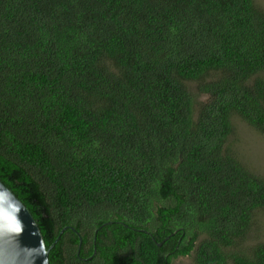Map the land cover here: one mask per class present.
I'll list each match as a JSON object with an SVG mask.
<instances>
[{
    "label": "trees",
    "instance_id": "1",
    "mask_svg": "<svg viewBox=\"0 0 264 264\" xmlns=\"http://www.w3.org/2000/svg\"><path fill=\"white\" fill-rule=\"evenodd\" d=\"M263 72L255 0H0V179L50 264H264L227 147L264 133Z\"/></svg>",
    "mask_w": 264,
    "mask_h": 264
},
{
    "label": "water",
    "instance_id": "2",
    "mask_svg": "<svg viewBox=\"0 0 264 264\" xmlns=\"http://www.w3.org/2000/svg\"><path fill=\"white\" fill-rule=\"evenodd\" d=\"M17 223L20 231L14 230ZM68 227L60 231L53 244ZM81 243L82 239L79 248ZM161 244L158 242V245ZM50 248L30 209L0 179V264H50Z\"/></svg>",
    "mask_w": 264,
    "mask_h": 264
},
{
    "label": "rangeland",
    "instance_id": "3",
    "mask_svg": "<svg viewBox=\"0 0 264 264\" xmlns=\"http://www.w3.org/2000/svg\"><path fill=\"white\" fill-rule=\"evenodd\" d=\"M255 2L264 8V0H255ZM261 76L264 77V72ZM232 120L234 131L228 138L227 147L255 173L264 176V133L252 127L238 115L233 116ZM257 241L264 242V209L255 212L247 244H254ZM172 264H195L193 254L181 255L175 258Z\"/></svg>",
    "mask_w": 264,
    "mask_h": 264
},
{
    "label": "clouds",
    "instance_id": "4",
    "mask_svg": "<svg viewBox=\"0 0 264 264\" xmlns=\"http://www.w3.org/2000/svg\"><path fill=\"white\" fill-rule=\"evenodd\" d=\"M14 230H15V231H20V228H19V226H18V223H17V226L15 227Z\"/></svg>",
    "mask_w": 264,
    "mask_h": 264
}]
</instances>
